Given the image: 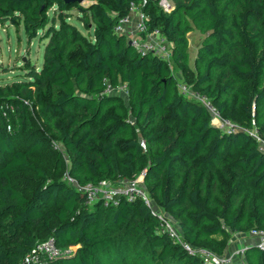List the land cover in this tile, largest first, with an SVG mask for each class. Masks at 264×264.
Wrapping results in <instances>:
<instances>
[{
	"label": "trees",
	"instance_id": "obj_1",
	"mask_svg": "<svg viewBox=\"0 0 264 264\" xmlns=\"http://www.w3.org/2000/svg\"><path fill=\"white\" fill-rule=\"evenodd\" d=\"M88 1L0 0L1 24L46 40L39 67L26 61L23 79L0 84V264H27L49 238L62 252L46 264H201L143 200L89 205L65 172L80 185L142 174L183 239L217 254L236 233L264 231V152L250 134L264 140V0H171L169 13L147 0V32L170 43V62L115 31L141 0ZM192 31L204 35L193 69ZM177 72L235 128L212 124ZM106 82L126 85L129 110ZM56 144L67 164L56 152L48 169L37 155ZM244 259L264 264V248L247 245Z\"/></svg>",
	"mask_w": 264,
	"mask_h": 264
},
{
	"label": "built area",
	"instance_id": "obj_2",
	"mask_svg": "<svg viewBox=\"0 0 264 264\" xmlns=\"http://www.w3.org/2000/svg\"><path fill=\"white\" fill-rule=\"evenodd\" d=\"M147 0H141L136 3L131 1L129 5V14L121 18L115 26L117 33H123L127 36L130 44L134 46L141 55L151 53L159 56L169 62L170 60V43L162 37L158 29L151 32H147L146 21L147 16L143 12L142 7L146 4ZM158 6L162 11L169 13L173 9V2L171 0H157ZM136 14V22L134 27L130 31L125 30V25L130 21V15ZM179 91L184 94L191 96L201 101L211 112L212 119L221 121L220 125H216L220 128L227 130H233L235 125L222 119L217 110L211 105L209 100L199 93L193 92L190 87L182 81L178 83ZM103 93L106 94H124L127 95L126 85L120 83L117 87L112 86L108 82L105 83ZM215 125V124H214ZM10 128L8 127V130ZM250 134L256 139L259 144V149L264 152V140L258 137L254 132ZM140 147L145 150V142L143 139L139 141ZM64 178L70 182L78 191L82 192L86 196V203L89 205L94 204L97 201L105 206H117L120 199L124 198L129 202L136 199H141L149 206L156 214L159 220V231L167 232L168 235L190 255L197 254L200 257L201 264H234L236 260L244 257V251L249 244L241 245L239 248L231 250L230 252L225 251L222 254H217L206 248H199L192 246L190 243L185 241L180 233L178 226L172 220V218L161 208L154 205L152 200L149 198L146 189L143 186V175L139 174L132 179H119L116 181H110L102 179L96 184H84L80 185L73 180L67 172L64 174ZM248 235L258 238L255 245L259 248H264V231L252 229L247 233H236V235ZM59 248L52 238H49L43 242L37 243L30 252L25 256L24 262L27 264H46L48 258L55 257L61 253ZM241 264H246L243 259Z\"/></svg>",
	"mask_w": 264,
	"mask_h": 264
},
{
	"label": "rangeland",
	"instance_id": "obj_3",
	"mask_svg": "<svg viewBox=\"0 0 264 264\" xmlns=\"http://www.w3.org/2000/svg\"><path fill=\"white\" fill-rule=\"evenodd\" d=\"M90 1L82 0L80 2L81 5H87ZM73 14L70 20H75V15L77 11L73 9L71 11ZM189 65L190 68L193 69V60L196 55V51L204 37V35L200 34L197 31H192L189 33ZM46 40H40V36H36L35 38L27 41V37L24 33L22 24H13L12 22H5L3 24L0 23V84L9 83L15 79H23L24 78V63L29 61L31 64L40 66L42 62V54L44 45ZM170 62V61H169ZM172 65V64H171ZM174 69H171L173 71ZM180 80L184 83H187L189 87H191V80L193 78V74H179L177 72ZM122 97L123 103L129 110V105L127 103V96L124 94H119ZM212 124L220 125L222 122L212 119ZM56 152H60L65 160V164H67V158L65 157L64 149L62 145L56 144L54 147H50L47 150L40 152L37 155V158L40 162L45 165L48 169L52 168L55 161ZM18 182L21 186L24 184V175L19 176ZM42 238H47L46 231L38 232ZM239 234H234L232 236L234 241H237ZM241 237V236H239ZM253 237V236H252ZM258 241V238H256ZM255 239V240H256ZM248 244L245 241L240 244L245 245ZM75 248V247H71ZM238 248V247H237ZM244 257L240 258L238 261L239 264L242 263Z\"/></svg>",
	"mask_w": 264,
	"mask_h": 264
},
{
	"label": "crops",
	"instance_id": "obj_4",
	"mask_svg": "<svg viewBox=\"0 0 264 264\" xmlns=\"http://www.w3.org/2000/svg\"><path fill=\"white\" fill-rule=\"evenodd\" d=\"M135 22H136V14L132 13L130 15V21L125 25V30L126 31L132 30L133 27H134ZM239 236H241V237H239ZM239 236H236V237H238L237 241H234L233 238L231 239V241L228 243L225 251L230 252L231 250H234L237 247L239 248L240 244L243 243V241H245L248 244H255L257 242L256 237H252V236H248V235H244V234L239 235ZM238 261L239 260H236L234 262V264H239Z\"/></svg>",
	"mask_w": 264,
	"mask_h": 264
},
{
	"label": "water",
	"instance_id": "obj_5",
	"mask_svg": "<svg viewBox=\"0 0 264 264\" xmlns=\"http://www.w3.org/2000/svg\"><path fill=\"white\" fill-rule=\"evenodd\" d=\"M66 2H81L82 0H64ZM128 44L130 45V41H128Z\"/></svg>",
	"mask_w": 264,
	"mask_h": 264
}]
</instances>
